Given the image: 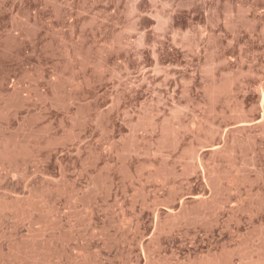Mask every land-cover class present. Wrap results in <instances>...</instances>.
Segmentation results:
<instances>
[{
    "label": "rangeland",
    "instance_id": "374dc122",
    "mask_svg": "<svg viewBox=\"0 0 264 264\" xmlns=\"http://www.w3.org/2000/svg\"><path fill=\"white\" fill-rule=\"evenodd\" d=\"M0 264H264V0H0Z\"/></svg>",
    "mask_w": 264,
    "mask_h": 264
}]
</instances>
